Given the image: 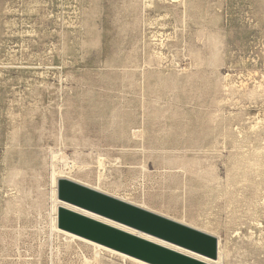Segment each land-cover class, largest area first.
<instances>
[{
  "label": "rangeland",
  "instance_id": "obj_1",
  "mask_svg": "<svg viewBox=\"0 0 264 264\" xmlns=\"http://www.w3.org/2000/svg\"><path fill=\"white\" fill-rule=\"evenodd\" d=\"M58 178L264 264V0H0V264H142L57 231Z\"/></svg>",
  "mask_w": 264,
  "mask_h": 264
},
{
  "label": "water",
  "instance_id": "obj_2",
  "mask_svg": "<svg viewBox=\"0 0 264 264\" xmlns=\"http://www.w3.org/2000/svg\"><path fill=\"white\" fill-rule=\"evenodd\" d=\"M57 198L191 254L210 260L217 257V241L213 236L69 180L58 179ZM56 227L146 264H207L63 207L57 208Z\"/></svg>",
  "mask_w": 264,
  "mask_h": 264
},
{
  "label": "bare ground",
  "instance_id": "obj_3",
  "mask_svg": "<svg viewBox=\"0 0 264 264\" xmlns=\"http://www.w3.org/2000/svg\"><path fill=\"white\" fill-rule=\"evenodd\" d=\"M58 179H59V178H58ZM60 179H66V180H69V181H71V182H74V183H77V184H79V185H82V186H84V187L89 188L88 186H86V185H84V184H81V183H79V182H76V181H73V180H70V179H67V178H60ZM89 189H91V188H89ZM55 190H56V194H57V187L55 188ZM92 190L96 191L95 189H92ZM111 197H113V196H111ZM115 198H116V197H115ZM119 200H120V199H119ZM135 206H136V205H135ZM56 207H57V208H58V207H63V208L69 209V210H71V211H74V212H76V213H78V214H80V215H83V216H85V217H88V218H90V219H93V220L99 221V222H101V223H104V224H106V225H109V226H111V227H114V228H116V229H119V230L124 231V232H126V233H129V234H132V235L138 236V237H140V238H142V239H145V240L150 241V242H152V243L158 244V245H160V246H162V247H165V248H168V249H170V250H173V251H176V252L182 253V254H184V255L190 256V257H192V258H194V259H197V260H199V261H203V262H205V263H207V264H221V261H222L221 257H222V255L220 256V254H219V252H220L219 249H218V254H217V257H216L215 260L206 259V258H203V257H201V256L194 255V254H191V253L186 252V251H184V250H181V249H179V248H176V247H174V246H171V245H169V244H166V243L160 242V241H158V240H156V239H153V238H151V237L145 236V235H143V234H141V233H138V232L133 231V230H131V229H128V228H126V227H123V226H120V225H118V224H115V223H113V222H111V221H108V220H106V219H104V218H101V217H99V216H97V215H95V214H92V213H90V212H87V211H84V210H81V209H78V208H75V207L69 206V205H67V204H65V203H63V202H61V201H59V204H58V206H56ZM137 207H138V206H137ZM54 225H56V221H55ZM186 226H187V225H186ZM57 231L60 232V233H63V234L69 235L70 237L75 238V240L77 239V240L82 241V242H84V243H87V244H89V245H92V246L99 247V248L105 249V250H107V251H110V252H112L113 254L115 253V254L119 255L120 257L122 256V258H123V257H124V258H127V260L130 259V260H132V261L142 263V262H140V261H138V260H135V259H133V258L127 257V256L122 255V254H120V253L114 252V251L109 250V249H107V248H105V247H103V246H100V245H97V244H95V243L89 242V241H87V240H84V239L79 238V237H77V236H74V235H72V234H69V233H66V232L60 231V230H58V229H57ZM135 262H134V263H135ZM142 264H146V263H142Z\"/></svg>",
  "mask_w": 264,
  "mask_h": 264
}]
</instances>
